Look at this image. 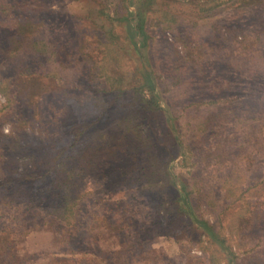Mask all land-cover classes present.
<instances>
[{"label": "rangeland", "instance_id": "obj_1", "mask_svg": "<svg viewBox=\"0 0 264 264\" xmlns=\"http://www.w3.org/2000/svg\"><path fill=\"white\" fill-rule=\"evenodd\" d=\"M0 264H264V0H0Z\"/></svg>", "mask_w": 264, "mask_h": 264}, {"label": "trees", "instance_id": "obj_2", "mask_svg": "<svg viewBox=\"0 0 264 264\" xmlns=\"http://www.w3.org/2000/svg\"><path fill=\"white\" fill-rule=\"evenodd\" d=\"M145 24L142 17H139L136 24H130L129 25V34L132 36V38H136L137 36L142 35L144 37L145 34ZM145 38V37H144ZM146 79L148 80L149 84L152 85L150 82L149 76L146 75ZM202 225L206 226V223H202ZM220 242V241H219Z\"/></svg>", "mask_w": 264, "mask_h": 264}]
</instances>
